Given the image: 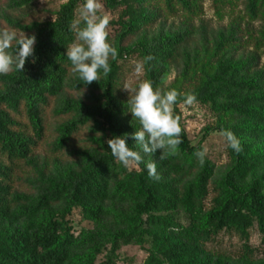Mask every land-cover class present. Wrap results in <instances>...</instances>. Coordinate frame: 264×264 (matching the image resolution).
I'll return each instance as SVG.
<instances>
[{"label":"trees","instance_id":"1","mask_svg":"<svg viewBox=\"0 0 264 264\" xmlns=\"http://www.w3.org/2000/svg\"><path fill=\"white\" fill-rule=\"evenodd\" d=\"M36 1L5 0L1 14L2 30L35 36L36 44L22 72L0 75V264H114L130 245L152 246L145 264H264L263 247L251 246L254 229L264 246V26L244 43L232 23L205 38L201 57L199 45L194 54L189 47L205 0H105L122 14L108 26L118 57L107 76L84 85L66 57L83 0L52 7L47 22L26 14ZM212 1L224 8L233 0ZM245 5L252 21L264 22V0ZM179 18L181 26L167 28ZM250 47L255 54L237 56ZM133 54L144 59L154 89L195 94L217 117L214 131H231L242 151L227 147L221 166L207 155L201 163L195 153L205 148L192 145L176 110L179 149L163 160L160 150L145 155L131 138L140 126L121 96L122 62ZM173 67L182 70L165 89ZM181 104L182 96L174 106ZM124 134L156 164L159 181L145 164L125 168L114 159L107 141ZM76 211L94 229L76 233L69 220ZM225 233L244 243L239 258L208 250Z\"/></svg>","mask_w":264,"mask_h":264},{"label":"clouds","instance_id":"2","mask_svg":"<svg viewBox=\"0 0 264 264\" xmlns=\"http://www.w3.org/2000/svg\"><path fill=\"white\" fill-rule=\"evenodd\" d=\"M102 8L101 0H83L79 8L80 19L76 21L75 40L66 50L73 72L84 85L98 81L101 75L107 76L111 72L110 59L116 60L118 57V50L108 40L110 17L102 13ZM81 22L83 27H79ZM35 44V36L18 37L14 30H0V75L22 72L28 58L34 56ZM143 67V63H138L136 73L142 74ZM181 96L186 106L197 103L195 94H182L175 89L162 92L154 89L150 81L142 82L129 96L127 113L140 126L131 134V138L145 155L152 156L160 150V159L163 160L179 149L182 129L178 118L173 115V108ZM222 135L228 148L237 154L242 151L240 140L231 131L224 130ZM127 139L128 134H124L107 141L114 159L125 168L145 164L149 178L159 181L161 176L156 164L146 163L139 151L127 145ZM195 155L203 163L206 149L197 151Z\"/></svg>","mask_w":264,"mask_h":264},{"label":"rangeland","instance_id":"3","mask_svg":"<svg viewBox=\"0 0 264 264\" xmlns=\"http://www.w3.org/2000/svg\"><path fill=\"white\" fill-rule=\"evenodd\" d=\"M69 0H37L32 9L26 14L29 17L37 18L41 21L52 20L53 17L47 13L48 10L53 8H59L68 3ZM103 5L102 13L107 14L111 21H117L121 19L122 14L120 12L110 11L105 7V0H101ZM8 11L7 3L5 0L0 1V30L1 26V14ZM77 20L80 19L79 9L76 15ZM183 19L170 20L166 26L167 28L181 26ZM236 24L240 27V32L243 36V41L249 42L251 37L260 36V32L264 26L263 21H252L246 12L245 0H233L232 4L225 6L224 8H218L212 0H205L204 2V15L195 21L196 34L189 47L192 53H195V46L199 45L201 51V57L205 56V48L207 46L205 38L210 40L212 36L218 31L230 27L231 24ZM157 25L152 31L156 30ZM206 44V45H205ZM255 54L254 48H243L237 52L238 57L249 56ZM259 55V54H258ZM261 63L264 64V55L260 53ZM143 63L142 74L136 73V65ZM182 70V67H173L165 81V89H171L175 83L177 76ZM149 81L147 78L146 64L139 54H133L124 62H122V87L121 96L123 99L128 100L129 96L133 95L139 85ZM127 89V90H126ZM179 110L181 121L186 130L188 137L193 146L202 145L206 149V155L209 160L217 164L218 166L224 165L227 159V144L222 133L214 131V127L217 123V117L206 107L194 104L192 106H186L181 104L177 107L174 106L173 113ZM178 219L183 222L187 221V216L184 214H177ZM73 229L76 233H80L84 229H94V224L84 219L80 211H76L69 218ZM244 243L235 235L222 234L219 240L215 243L207 246L211 252H220L227 255L232 259H237L243 254ZM251 246L253 248H262L263 252L258 254L259 258L264 257V246L262 245V237L257 229L252 232ZM151 245H147L145 248L139 246H125L113 257L114 264H145ZM111 257V253L107 252L101 258V262H106Z\"/></svg>","mask_w":264,"mask_h":264}]
</instances>
